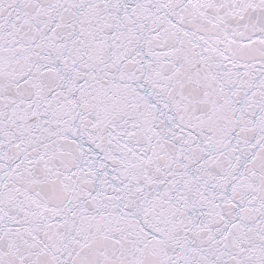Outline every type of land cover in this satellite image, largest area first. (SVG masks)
Wrapping results in <instances>:
<instances>
[{"label":"snow or ice","instance_id":"6c2138e0","mask_svg":"<svg viewBox=\"0 0 264 264\" xmlns=\"http://www.w3.org/2000/svg\"><path fill=\"white\" fill-rule=\"evenodd\" d=\"M0 264H264V0H0Z\"/></svg>","mask_w":264,"mask_h":264}]
</instances>
